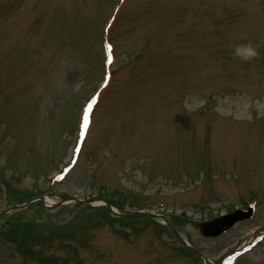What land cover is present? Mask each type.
Returning a JSON list of instances; mask_svg holds the SVG:
<instances>
[{
	"label": "rangeland",
	"instance_id": "obj_1",
	"mask_svg": "<svg viewBox=\"0 0 264 264\" xmlns=\"http://www.w3.org/2000/svg\"><path fill=\"white\" fill-rule=\"evenodd\" d=\"M248 41L258 55L234 57ZM30 194L0 216V264H203L154 219L93 201L42 211L65 196L180 217L213 261L248 241L264 227V0H0V211ZM249 203L216 238L189 223ZM235 264H264V239Z\"/></svg>",
	"mask_w": 264,
	"mask_h": 264
},
{
	"label": "water",
	"instance_id": "obj_2",
	"mask_svg": "<svg viewBox=\"0 0 264 264\" xmlns=\"http://www.w3.org/2000/svg\"><path fill=\"white\" fill-rule=\"evenodd\" d=\"M248 215V214H247ZM240 210H235L228 214L213 218L204 222H192L194 227H198L200 232L205 236H214L222 230L228 228L233 222L247 216ZM190 248V246H189Z\"/></svg>",
	"mask_w": 264,
	"mask_h": 264
},
{
	"label": "clouds",
	"instance_id": "obj_3",
	"mask_svg": "<svg viewBox=\"0 0 264 264\" xmlns=\"http://www.w3.org/2000/svg\"><path fill=\"white\" fill-rule=\"evenodd\" d=\"M232 55L243 61H250L258 55L257 46L251 41L238 43L232 47Z\"/></svg>",
	"mask_w": 264,
	"mask_h": 264
},
{
	"label": "snow or ice",
	"instance_id": "obj_4",
	"mask_svg": "<svg viewBox=\"0 0 264 264\" xmlns=\"http://www.w3.org/2000/svg\"><path fill=\"white\" fill-rule=\"evenodd\" d=\"M90 107V104H89ZM85 123H87V108L85 109Z\"/></svg>",
	"mask_w": 264,
	"mask_h": 264
},
{
	"label": "trees",
	"instance_id": "obj_5",
	"mask_svg": "<svg viewBox=\"0 0 264 264\" xmlns=\"http://www.w3.org/2000/svg\"><path fill=\"white\" fill-rule=\"evenodd\" d=\"M101 212H104V215H106V214L108 215V213H107V209H106V208H102V209H101Z\"/></svg>",
	"mask_w": 264,
	"mask_h": 264
}]
</instances>
